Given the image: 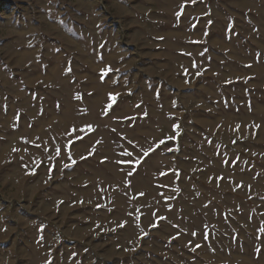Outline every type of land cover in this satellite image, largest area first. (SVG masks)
I'll use <instances>...</instances> for the list:
<instances>
[{
  "label": "rangeland",
  "instance_id": "374dc122",
  "mask_svg": "<svg viewBox=\"0 0 264 264\" xmlns=\"http://www.w3.org/2000/svg\"><path fill=\"white\" fill-rule=\"evenodd\" d=\"M0 264H264V0H0Z\"/></svg>",
  "mask_w": 264,
  "mask_h": 264
}]
</instances>
